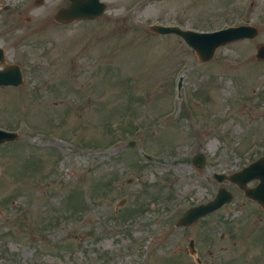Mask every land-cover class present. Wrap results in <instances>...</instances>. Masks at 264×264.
<instances>
[{
  "label": "rangeland",
  "instance_id": "374dc122",
  "mask_svg": "<svg viewBox=\"0 0 264 264\" xmlns=\"http://www.w3.org/2000/svg\"><path fill=\"white\" fill-rule=\"evenodd\" d=\"M229 1L232 0H210L209 8L204 10L198 6L192 21L199 27L210 25L219 14L216 6L225 2L227 6ZM234 1L238 6L242 2ZM53 3L55 9L65 5L66 0ZM163 3L158 1L156 8L148 10L150 20L163 17L159 11ZM232 12L226 21L243 20L244 16ZM173 18L169 15L167 19ZM51 25L49 32L42 34L38 30L32 36L34 48H28L34 64L29 66L31 62L26 58L32 77L30 90L14 91L7 87L4 99H0L13 109L6 99L18 97L19 103L11 111L14 126L22 133L21 141L0 150V210L3 213L7 208L10 211L6 213L11 216L9 226H4L0 219V233H13L0 238V252L8 247L15 254L10 260H4L0 254V264H109L111 260L113 264H143V254L147 250L151 254L153 248L147 262L161 264L177 251L173 244L161 247L167 240L182 233L202 231L201 224L185 230L174 222L189 204L204 199L207 175L231 163H241L237 159L241 151L244 149L248 156L255 149L253 140L248 141L251 131L260 128L264 139V121L253 93L259 82L256 65L250 61L254 40L228 45L219 49L211 61L200 62L194 51L182 41L177 42L176 36L161 40V44L168 45L165 47L154 44L157 38L146 41L143 34L134 32L129 40L135 41L129 46L130 41L122 32L125 26L114 32L108 27L103 30L98 22L85 24L79 20L50 29ZM164 55L174 61L168 71L164 70V63L170 61L164 60ZM111 65L115 67L111 69ZM181 66L188 71L184 80L189 88L185 103L188 115L180 122L165 121L169 117L161 112L175 103V74ZM35 85L39 91L33 94L31 89ZM24 95L30 96L29 100L20 101L19 97ZM199 98L203 103L197 102ZM76 100H80L79 110L73 109ZM70 112L69 116L64 115ZM0 119L7 123L11 116L0 111ZM131 123L137 125L126 130ZM220 124L224 127L220 128ZM145 125L149 132H144ZM137 127L136 132H131ZM131 138L137 141L135 147L127 146ZM5 150L9 153L5 154ZM142 150L154 159H146ZM200 151L206 153L208 161L203 168L191 162ZM20 171L22 175H18ZM40 177L43 178L39 180ZM209 186L215 190L217 181L212 180ZM76 192L77 199H73ZM159 193L166 197L155 201V210L135 214L139 217L136 228L142 234L135 237L145 236L144 245L140 250L129 247L130 237L124 234L120 240L118 231L122 228L112 218L120 223L117 216L122 210H131L147 201L150 207L152 198ZM68 195L69 202L65 204ZM123 197L129 200L116 212ZM11 198L22 202L17 207L2 205V199ZM239 199L215 213L213 223L204 224V228L215 235L222 230L242 231ZM83 205L86 210L77 212ZM58 209L68 212V221H56ZM156 217L160 218L150 226L141 222ZM224 217L232 220L226 221ZM255 222L262 224L259 239L264 248V217L250 220L251 228ZM47 223L49 228H43ZM239 236L237 246L229 245L213 257L206 254L208 264H221L227 254L243 255L250 260L245 264L259 263L261 258L257 257L264 251L259 250L256 242L250 244Z\"/></svg>",
  "mask_w": 264,
  "mask_h": 264
},
{
  "label": "flooded vegetation",
  "instance_id": "af4514ba",
  "mask_svg": "<svg viewBox=\"0 0 264 264\" xmlns=\"http://www.w3.org/2000/svg\"><path fill=\"white\" fill-rule=\"evenodd\" d=\"M138 1V8L145 12L149 5L147 0H137ZM169 3H173L172 7H169L167 13L177 16L178 18L175 19L177 23L186 25L187 23H192V19L197 15V5L198 0H167ZM251 7L255 10V19H257L258 26H259V35L257 36L258 41L256 42V49L257 47L264 42V0H253L250 1ZM16 35L15 32H6L4 28L0 27V46L5 47V41L7 36L9 38H14ZM257 62H261L260 60L256 59Z\"/></svg>",
  "mask_w": 264,
  "mask_h": 264
},
{
  "label": "water",
  "instance_id": "95a60500",
  "mask_svg": "<svg viewBox=\"0 0 264 264\" xmlns=\"http://www.w3.org/2000/svg\"><path fill=\"white\" fill-rule=\"evenodd\" d=\"M79 2H81L80 0H76V4L78 3V4H80ZM67 11L68 12H70L71 14H68V15H65V14H61L59 17H61L62 19H69V18H73V17H76L77 15H79V13L77 12V10H73V5L71 6V7H69V8H67ZM77 14V15H76ZM80 16H83V15H80ZM238 31V30H237ZM211 35V34H210ZM205 36H209V35H202V37H205ZM232 37V38H231ZM236 37H238V36H230L229 38H231V39H234V38H236ZM208 41V39H206V42ZM223 41H226V40H223ZM205 42V43H206ZM218 42H216L214 45H216ZM201 45L203 46V47H206L207 46V44H204L203 42H201ZM208 54V53H207Z\"/></svg>",
  "mask_w": 264,
  "mask_h": 264
}]
</instances>
